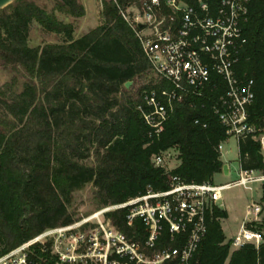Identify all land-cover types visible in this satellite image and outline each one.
I'll use <instances>...</instances> for the list:
<instances>
[{
  "label": "trees",
  "instance_id": "16d2710c",
  "mask_svg": "<svg viewBox=\"0 0 264 264\" xmlns=\"http://www.w3.org/2000/svg\"><path fill=\"white\" fill-rule=\"evenodd\" d=\"M131 1L138 0H118L122 6ZM203 1L210 11L217 5V0ZM55 7L72 16L83 14L77 0H57ZM31 20L62 33V42L27 45ZM241 31L245 43L236 67L253 80L246 121L254 132L236 140V161L240 170H260L255 136L264 129V0H249ZM0 53L36 81L24 82L19 92L1 100L12 122L0 129V254L72 222L67 204L86 184L93 187L97 208L141 195L146 186L165 191V175L150 163L153 154L175 150L177 164L170 172L185 183L211 182L221 171L216 147L228 136L207 101L175 103L162 132L147 136L136 107L141 89L150 83L134 93L123 83L148 70V63L111 0H102L101 22L77 37H72L71 23L33 1L13 0L0 9ZM90 155L93 165L83 162ZM259 201L263 214L248 227L262 233L264 188ZM108 215L127 236L140 239L146 233L139 220L127 227L123 210ZM226 217L216 205L206 210L205 232L190 264H264V241L229 250L220 226Z\"/></svg>",
  "mask_w": 264,
  "mask_h": 264
},
{
  "label": "built area",
  "instance_id": "2783aa9c",
  "mask_svg": "<svg viewBox=\"0 0 264 264\" xmlns=\"http://www.w3.org/2000/svg\"><path fill=\"white\" fill-rule=\"evenodd\" d=\"M111 1L148 63L150 86L141 89L136 107L148 137L162 132L175 103L193 99L209 103L227 136L237 140L254 132L246 121L253 80L236 67L245 43L241 22L249 0H217L213 11L203 0L194 5L185 0H138L124 6ZM255 137L260 170L239 169L235 180L223 184L185 183L170 172L168 152L153 154L150 163L165 175V191L146 186L141 195L45 229L0 254V264H190L205 232V212L212 205L220 208L221 192L264 184V129ZM216 148L220 151L221 143ZM116 210H123L127 227L139 220L146 233L136 239L119 230L108 215ZM262 214L260 201L244 206L230 248L264 241L262 233L248 227Z\"/></svg>",
  "mask_w": 264,
  "mask_h": 264
},
{
  "label": "rangeland",
  "instance_id": "374dc122",
  "mask_svg": "<svg viewBox=\"0 0 264 264\" xmlns=\"http://www.w3.org/2000/svg\"><path fill=\"white\" fill-rule=\"evenodd\" d=\"M31 1L46 11L52 12L57 19L71 23L72 37L81 35L101 22L102 0H77L83 8V14L80 16H72L64 10L57 9L55 7L57 0ZM62 40V33L47 31L34 20L29 22L26 31L27 45L35 46L44 43H59L62 42ZM30 80L36 83L33 78L29 77L20 64L4 60L0 53V129L6 128L8 123L12 122L11 116L3 111L1 100H8L9 97L21 90L24 82ZM150 80V73L146 70L128 84V86L131 87L130 91L134 93L140 85L148 83ZM221 147L219 151L220 159L223 164L227 166L229 173L227 176H213L211 181L212 184H222L237 178L238 164L236 161V139L233 136H228L221 142ZM175 152V150L168 151V166H171V163H173ZM83 162L87 165H93L94 158L90 155ZM263 188L264 184H256L252 185L254 192L245 190L242 187H231L221 192L222 200L217 203H222L228 210V217L221 222L223 231L226 235H229V229L232 232L237 229L243 214L244 206L250 201H259L258 195L261 194ZM66 208L73 220H77L97 209V205L93 199V187L91 184H86L82 188L74 191L71 194L70 202L67 204ZM262 233H264L263 230ZM231 249L233 248H229V250Z\"/></svg>",
  "mask_w": 264,
  "mask_h": 264
},
{
  "label": "crops",
  "instance_id": "0c3cea01",
  "mask_svg": "<svg viewBox=\"0 0 264 264\" xmlns=\"http://www.w3.org/2000/svg\"><path fill=\"white\" fill-rule=\"evenodd\" d=\"M222 148V147H221ZM221 150V149H220ZM221 160V159H220ZM177 164V162H176V160H173V163H171V166H169V168L171 169V168H173L175 165ZM222 164H223V162H222ZM226 168H227V166H226ZM238 170H239V168H238ZM228 173H229V170H228V168H227V173L226 174H224L223 172H218V173H215L213 176H215V175H221V176H227L228 175ZM212 176V177H213ZM227 183V182H226ZM223 184V183H222ZM248 191H253L254 192V190L252 189V187H251V190H248ZM261 193H262V191H261ZM260 196H261V194H259L258 195V197L260 198ZM221 200H222V197H221ZM221 200H219V201H221ZM218 201V202H219ZM219 206H220V209H223V210H225V212H226V214H227V217H228V210H227V208L222 204V203H217ZM226 217V218H227ZM226 218H224V219H221L220 220V226H221V229H222V232H223V235H224V237H225V240H228V239H230L231 237H233L235 234H236V232L238 231V227H239V224L241 223V220H242V218H243V214H242V217H241V220L239 221V224H238V227H237V229L235 230V231H230V229H229V235H226V233L223 231V228H222V225H221V222L223 221V220H225Z\"/></svg>",
  "mask_w": 264,
  "mask_h": 264
},
{
  "label": "water",
  "instance_id": "95a60500",
  "mask_svg": "<svg viewBox=\"0 0 264 264\" xmlns=\"http://www.w3.org/2000/svg\"><path fill=\"white\" fill-rule=\"evenodd\" d=\"M12 1L13 0H0V9L3 8L5 5H7L8 3L12 2ZM130 82H131L130 80H126V81H124L123 85L125 87H127ZM221 172H223L224 174L227 173V168H226L225 164H222Z\"/></svg>",
  "mask_w": 264,
  "mask_h": 264
}]
</instances>
